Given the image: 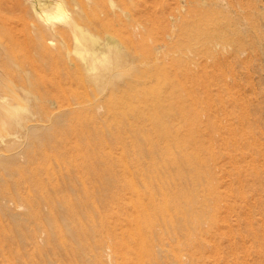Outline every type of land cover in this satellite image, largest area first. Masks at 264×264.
<instances>
[{
	"label": "rangeland",
	"instance_id": "obj_1",
	"mask_svg": "<svg viewBox=\"0 0 264 264\" xmlns=\"http://www.w3.org/2000/svg\"><path fill=\"white\" fill-rule=\"evenodd\" d=\"M63 1L82 28L120 43L125 72L116 92L98 93L75 52L78 33L35 47L32 0H0V38L36 68L33 109L67 112L60 122L41 115L50 130L30 142L56 148L28 164L22 158L24 176L39 181L23 180L16 200L0 207V264H141L122 256L127 242L135 246L125 233L134 209L124 183L134 179L142 191L153 175L147 167L80 168L87 146L94 166L178 155L182 187L195 190L197 225L192 245L179 249L184 231L154 229L160 264H264V0Z\"/></svg>",
	"mask_w": 264,
	"mask_h": 264
},
{
	"label": "bare ground",
	"instance_id": "obj_2",
	"mask_svg": "<svg viewBox=\"0 0 264 264\" xmlns=\"http://www.w3.org/2000/svg\"><path fill=\"white\" fill-rule=\"evenodd\" d=\"M32 9L36 15V21H37L36 36L38 38L36 44L34 43L35 47L45 46L47 42H53L54 41L53 37L56 34L60 33L62 35L68 30H72L74 33H78V35L76 34L77 36L75 35L76 36L75 52L83 61L82 67L85 70H87V72L90 74L91 78L94 80L95 84L97 85L98 93L107 91V95H108V91L110 90L111 92L117 91L115 90L116 89L115 86L117 87V83L115 80L120 78V76L125 72L122 70V68L125 67L124 65H126L125 64L126 62L122 57V54L126 56L127 53L123 52L125 50H123V47L116 39H114L111 36L108 37L106 36L107 38L103 41L102 38H100L98 35L93 34L89 30L82 28L79 24L78 17L76 16L77 14L74 12V15L72 16L63 0H32ZM57 23H62L63 27L56 28L55 24ZM0 36H1V32H0ZM127 71L128 73L131 72L129 71V69L126 70V72ZM35 73H36V68L29 66L27 63L23 62L22 60H19L17 55L13 53V50L10 49L7 45H5L2 41V38H0V207L5 206L6 202L16 200V198L20 194L21 191L20 188H21V184L23 183L22 182L23 180L26 181L31 180L32 182H35V180L39 181L38 178L34 179L24 176L26 172L22 169L21 164L23 162L28 164V162L34 161L32 157H36V158L43 157L42 155L48 153L47 150L54 147L53 143L49 145V144H45V141L44 142L40 141L41 143L36 142V140L35 142L34 141L30 142L31 139L33 140L34 138L39 137L40 135L50 130L49 124H42L40 122L41 115L42 114L46 115L45 118H47L48 122H54V120L60 122L66 116L67 113L66 110L65 111L60 110V112L58 113H50L49 111L46 110L38 112L35 111V109H33L32 101L38 98L36 93H34L33 91L34 88L37 87L34 79ZM104 95L106 94H103L102 97ZM125 98L127 97L125 96ZM96 100H98V98H96ZM113 103L114 102H112V105ZM157 105L154 104V107ZM117 108H119V106ZM156 124H159V122H157ZM87 134L92 135V133L88 131ZM115 134L119 136V137L117 136L119 139L116 138L115 140L120 141L121 135H119L118 133ZM136 135L134 136L135 139L133 138L136 142V147H142V143L140 139L136 137ZM22 137L25 138V140H23L24 142L21 141ZM83 138H87L84 132H83ZM98 138H99L98 142H101L102 139L100 137ZM64 141L65 140H62L60 144H63ZM89 143L97 145L95 142L93 143L89 142ZM23 144H25L26 146H30L31 148L25 150L26 148L23 149ZM72 144L75 145V143L73 142ZM147 146L149 150L154 149L152 142H149ZM87 147L85 148L87 151L84 150V152L81 153L83 154L84 161L81 163V165L79 162L78 166L80 168H83L82 166L85 165V167L88 169L93 168L94 174H97V171L99 170L100 167L105 168L106 166L105 168L106 170H115L116 167H120L122 168L121 170H125V166H127L126 167L127 169H131L132 167L136 169V171L139 174L141 173L140 167L141 168L147 167V169H149L150 173L153 175L152 178L150 177L151 179L149 181L148 180L143 181L144 189H142V191L141 189L138 188L137 185H135L134 179L133 180L129 179L127 181H125L126 179L124 180L125 182H127L124 183V186H127L133 193L132 195L133 197L132 198L130 197L131 199L129 200V202L134 209V212L132 214L126 216L128 224L129 222L130 224L129 227L125 230V233L126 236H128L127 238H130L135 241L134 247L130 245L132 243L129 244L128 242L126 243V248L123 247L125 249L124 252L122 253L124 259H130L132 255H135L136 261L138 257L141 264H160V261L162 260V256H161L162 252L158 255L154 251L155 247L153 248V242H152V239H154L153 236L154 229L157 226H161V227L164 226L166 229H170L169 228L170 226L172 228V231L174 232L173 234H177V235L179 232L184 231L183 236L186 237L184 242L181 243L178 242L179 243L178 249L181 248L183 245H192V243L194 242L193 230H195L197 225V219L195 217V203H196L194 197L195 190H193V187H190L188 185L182 187L183 185L180 182L181 180L180 160L177 154L168 153L167 156L165 155L160 161L152 160L151 162L140 159L137 156L138 155L137 154L132 156L133 158L131 157V161H129L131 162V164L127 163V165L123 161L121 163H119L118 161L117 163L109 162L111 163L109 164L108 162H106V160L105 161L103 159L99 160L98 159L99 157H97L98 160L95 162L96 166H94V161L96 160V158L94 160V157L91 155L90 152H88L89 149H87ZM73 152L72 154L74 153L77 154L76 152L74 153ZM59 154L62 155V153L60 152L58 153V155ZM139 155H144V154L141 153ZM75 156L77 157V155ZM152 157L154 156L152 155ZM22 158H24L23 162H22ZM115 158L116 157L114 156V159ZM128 158L130 157L128 156ZM65 159L66 158H64V160ZM38 160L40 161V159ZM77 161H80V159ZM97 162L104 164V166L97 165ZM37 165L35 166L38 169ZM91 171L92 170H90L89 172ZM72 177L73 175L71 176V173H69L67 176L70 182L73 179ZM127 178L130 177H128L127 175ZM140 178L141 177H139V179ZM65 179L66 177H64L63 180ZM86 191L88 192L87 187H86ZM158 192H160L159 196L157 195ZM86 194L87 193H85V195ZM89 195L91 194L88 193L87 198L89 197ZM146 201H148V203H146ZM18 207H20L19 204L16 205V208ZM19 216L20 214L17 209L12 210L10 212V217L13 218V220L18 219ZM129 241L133 242L131 240ZM164 249L166 248H162V250ZM166 250L168 251V249ZM168 252L170 253L171 251Z\"/></svg>",
	"mask_w": 264,
	"mask_h": 264
}]
</instances>
